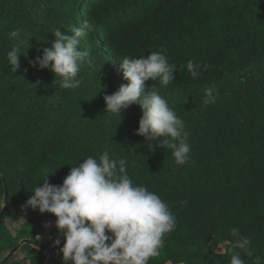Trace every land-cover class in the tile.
Listing matches in <instances>:
<instances>
[{
  "label": "trees",
  "instance_id": "1",
  "mask_svg": "<svg viewBox=\"0 0 264 264\" xmlns=\"http://www.w3.org/2000/svg\"><path fill=\"white\" fill-rule=\"evenodd\" d=\"M85 21L83 84L63 89L33 62L57 29L64 34ZM17 29L20 37L10 38ZM17 43L22 56L12 72L7 52ZM161 50L176 66L175 80H149L145 90L165 95L184 121L191 159L183 166L135 134L138 104L121 117L105 111L104 96L127 83L123 58ZM188 63L201 66L199 78ZM209 87L217 98L204 105ZM104 151L125 159L133 182L160 195L177 218L149 264H230L232 228L252 241V257L234 249L245 264H264V0H0V253L35 240L49 221L48 264H65L56 218L24 205L46 174L62 185L70 167ZM18 214L26 220L13 230ZM26 247L29 255L13 264H45L41 250Z\"/></svg>",
  "mask_w": 264,
  "mask_h": 264
},
{
  "label": "clouds",
  "instance_id": "2",
  "mask_svg": "<svg viewBox=\"0 0 264 264\" xmlns=\"http://www.w3.org/2000/svg\"><path fill=\"white\" fill-rule=\"evenodd\" d=\"M89 27L85 21L71 26L64 34L57 29L53 33L55 42L43 50L42 57H37L33 65L54 73L61 88H79L83 84L79 74L88 55L81 49V38L87 35ZM9 36L17 39L20 31H11ZM21 56L19 43L7 52L12 72L19 68ZM175 69L162 50L138 58L126 56L119 71L127 83L114 94L105 95L104 101L106 113L119 117L122 110L138 104L142 117L135 134L170 150L175 163L183 166L191 159L184 121L162 95L152 90L154 87L145 90L149 80H158L164 86L172 83ZM187 71L197 79L201 66L188 63ZM216 98L214 88L205 89L204 105L215 103ZM82 161L70 167L62 185L48 181L47 177L54 172L46 174L24 207L56 218L55 227L64 241L60 252L65 264H149L160 255L165 235L176 228L177 218L170 204L146 186L134 183L125 159H115L104 151L99 158L88 156ZM230 234L236 238L230 264H245L234 249L252 257V241L242 236L238 228L230 229ZM54 243L59 246L61 241Z\"/></svg>",
  "mask_w": 264,
  "mask_h": 264
},
{
  "label": "crops",
  "instance_id": "3",
  "mask_svg": "<svg viewBox=\"0 0 264 264\" xmlns=\"http://www.w3.org/2000/svg\"><path fill=\"white\" fill-rule=\"evenodd\" d=\"M25 220H26V217L22 218V222ZM48 230L49 229H46V227L43 226L41 231L38 232V234L35 236V240H30V241L37 242L38 244H40L41 247L45 245L44 246L45 249H48V247H50V241H51V239L49 238L47 234ZM23 240H27V239H23ZM27 245L31 248L41 250L38 247H35L31 244H23L19 247V249L14 253V255L6 263H3V261L7 257L9 252L0 253V264H13L14 262H21L24 258H26L29 255V248L26 247ZM41 251L44 253V256H45V264H48L51 259L50 254H48L45 250H41Z\"/></svg>",
  "mask_w": 264,
  "mask_h": 264
},
{
  "label": "water",
  "instance_id": "4",
  "mask_svg": "<svg viewBox=\"0 0 264 264\" xmlns=\"http://www.w3.org/2000/svg\"><path fill=\"white\" fill-rule=\"evenodd\" d=\"M6 199H7V191H6V189H4V201H6ZM3 216H4V210L2 209V210L0 211V224H1L2 220H3ZM23 244H31V245H33V246H35V247H38V248L41 249V250H45L48 254H50L48 249H43V247H41L37 242L30 241V240H23V241H21V242L15 247V248H13V249L8 253V255H7V257L4 259L3 263H6V262H7V261H8V260L14 255V253L19 249V247H20L21 245H23Z\"/></svg>",
  "mask_w": 264,
  "mask_h": 264
},
{
  "label": "rangeland",
  "instance_id": "5",
  "mask_svg": "<svg viewBox=\"0 0 264 264\" xmlns=\"http://www.w3.org/2000/svg\"><path fill=\"white\" fill-rule=\"evenodd\" d=\"M81 41H84V40L81 39ZM160 95H162L163 97H165V95H163V94H160ZM169 96L172 97V98H174V99H186V98H188L190 96V93H181V94L171 93V94H169ZM25 217L26 216L23 215V214H18L16 216V218L14 220L16 222H15L14 225H12L13 230H17L19 228L18 226L22 223V218H25ZM44 226L46 227V229H49L50 222L49 221H45Z\"/></svg>",
  "mask_w": 264,
  "mask_h": 264
}]
</instances>
